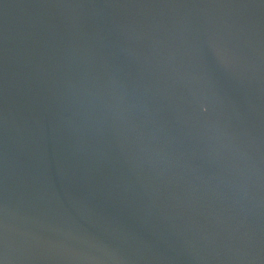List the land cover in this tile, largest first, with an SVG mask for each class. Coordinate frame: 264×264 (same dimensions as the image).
<instances>
[{
  "label": "water",
  "instance_id": "water-1",
  "mask_svg": "<svg viewBox=\"0 0 264 264\" xmlns=\"http://www.w3.org/2000/svg\"><path fill=\"white\" fill-rule=\"evenodd\" d=\"M0 264H264V0H0Z\"/></svg>",
  "mask_w": 264,
  "mask_h": 264
}]
</instances>
